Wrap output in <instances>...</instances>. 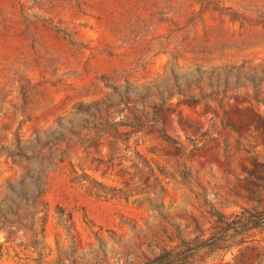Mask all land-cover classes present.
<instances>
[{
    "label": "rangeland",
    "instance_id": "374dc122",
    "mask_svg": "<svg viewBox=\"0 0 264 264\" xmlns=\"http://www.w3.org/2000/svg\"><path fill=\"white\" fill-rule=\"evenodd\" d=\"M243 208L264 215V0H0V264L139 263ZM250 233L201 259L264 264Z\"/></svg>",
    "mask_w": 264,
    "mask_h": 264
},
{
    "label": "trees",
    "instance_id": "16d2710c",
    "mask_svg": "<svg viewBox=\"0 0 264 264\" xmlns=\"http://www.w3.org/2000/svg\"><path fill=\"white\" fill-rule=\"evenodd\" d=\"M230 126L238 131L232 125ZM158 133L164 140L173 144L176 143L175 139L171 138L162 126L158 128ZM43 190V188L39 189L33 195L30 204L32 208H36L40 204L39 195L43 194ZM213 216L216 218L219 229L212 232L208 237L182 239L179 244L163 248L152 258L132 264H197L198 262L206 264V260L201 259L204 251L224 250L233 254L232 250L236 248L242 253L248 247L247 243L249 237H251L250 232L264 225L263 214L246 208L228 218L217 212L213 213Z\"/></svg>",
    "mask_w": 264,
    "mask_h": 264
}]
</instances>
